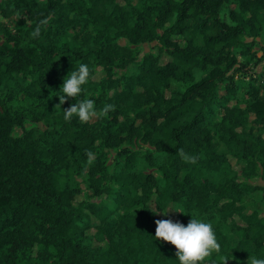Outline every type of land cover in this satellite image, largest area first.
<instances>
[{"label":"trees","instance_id":"trees-1","mask_svg":"<svg viewBox=\"0 0 264 264\" xmlns=\"http://www.w3.org/2000/svg\"><path fill=\"white\" fill-rule=\"evenodd\" d=\"M5 1L0 14L21 6L25 15L12 29L0 22V264H179L175 246L155 239L152 199L158 209H183L159 219L211 222L221 250L200 264L264 259V213L242 215L249 231L233 243L209 211L219 204L226 219L256 189L264 202V184L236 182L218 150L223 144L242 160L245 176L264 172V97L254 73L241 74L249 60L264 74V41H255L264 33V0ZM152 41L156 54H141ZM81 63L90 76L105 72L82 86L80 98L91 94L99 112L93 123L65 120L76 98L59 105L57 96ZM22 94L33 109L14 108ZM105 104L115 105L107 115ZM250 114L258 133L246 128ZM29 118L41 126H28ZM89 153L96 156L86 179H70L68 167L80 172Z\"/></svg>","mask_w":264,"mask_h":264},{"label":"rangeland","instance_id":"rangeland-1","mask_svg":"<svg viewBox=\"0 0 264 264\" xmlns=\"http://www.w3.org/2000/svg\"><path fill=\"white\" fill-rule=\"evenodd\" d=\"M0 1H5V0H0ZM134 3H137L138 0H132ZM6 2V1H5ZM122 4H124V1H120ZM5 6V3H4ZM3 6V8H4ZM230 7H234L233 4L230 5ZM21 6L18 8V10H4L5 12L0 14V22L3 24V26H5L8 29H12L15 28L17 26V21L20 18H23L25 15V10H20ZM4 13H8L6 16L4 15ZM73 32H71L72 34ZM246 40H252L251 37L246 38ZM255 41H259V43H262L264 41V33L259 37L255 38ZM117 43L122 44V45H129V42L125 39V38H118L116 40ZM157 42L156 41H152L150 43H144L141 45L140 49H141V54L147 52V51H151L152 53L156 54V50H157ZM132 46V45H131ZM253 49L255 50V52H257L258 47L255 45L253 47ZM260 55V52H257V56ZM168 55L166 53H163L161 55V59L162 61H166L167 60ZM242 59V58H241ZM250 58H245L244 61H248ZM251 72H253L256 76V83L255 85L260 86V94L264 97V74L261 73V64L258 65H254V61L249 60V64L247 66V69L242 71V75H245V78L248 79V74H250ZM105 76V72L104 70L99 67L96 69L95 73L92 74L90 76V79L93 81H98L100 79H102ZM240 76L239 73L236 72V77ZM176 87L175 83H172V88L174 89ZM167 95L169 94V90L166 91ZM87 98H91L92 96L91 94H87ZM13 106L15 109L18 110H24V111H28L29 109H33L32 108V103L30 102V100L25 96V95H16V97L13 99L12 101ZM231 103H234V101H231ZM62 111V110H61ZM99 112L97 110V115L94 116L93 118H91L89 120L90 123H93L96 121L97 116H98ZM254 116L252 114H250L248 116V122L246 125V128L252 127V129L258 133L259 131V127L257 125V123L253 122ZM28 126H41V122H36L32 119L29 118L28 120ZM240 128H238L239 130ZM18 132V130H17ZM219 151H222L226 154L227 157V161L229 163V166L231 168V170L235 173L238 174V176L236 177V182L240 183V184H249V185H263L264 184V172L261 173L260 175H254L251 177L245 176L244 174H241L242 172V168L244 167L245 163L238 159L237 157L233 156L231 153H229L226 148L224 147L223 144H219ZM95 154H92L91 157L89 158V160L87 161V163L83 166V170L80 169L81 171L78 172V170L71 164V166L68 167V172L70 173L69 178L70 179H75L76 182H81L83 180L86 179V170L88 168V163H90V161L95 157ZM114 157V152H109L107 154V163L110 165L112 164V158ZM65 178V177H64ZM64 180V179H63ZM85 193H90V190H85L83 194ZM81 195L77 197V199H80ZM108 203H111V201H108ZM237 205L241 206L242 208L240 209V211H238L237 213H235L234 215L228 217V218H224L222 215V211L224 210V207L216 204V206L209 210L210 212L214 213V216L218 217L219 220L221 221H225L226 227L228 228L227 233L232 235V242L233 243H237L238 239L241 238L243 233H247L249 231V226L248 224L242 219V215H249L255 211H258L260 214L264 213V202H263V196L262 193L260 191V189H256L252 192L249 193H245L242 196V200L240 202L237 203ZM147 206L150 208V210L153 212V216L154 219L157 220L159 218H164V217H171V218H176L178 216H183V212H182V208L180 205L177 204H170L168 205L166 208L163 209H158L157 204L154 202V200L152 199ZM173 207L175 209L169 208V207ZM169 208V209H168ZM153 209H158L157 211H153ZM138 208H132L131 211L134 213L135 211H137ZM168 210V211H167ZM178 210V211H177ZM167 213H165V212ZM181 211V212H179ZM97 224L98 220L95 219L94 217H90V224ZM94 231V229L90 228L88 229V232H92ZM247 235H244L242 237H246ZM96 243V242H95ZM103 245V243H101ZM260 244V241H253V248H256L258 245ZM253 257V256H252ZM251 257V258H252ZM251 258L249 257V261L251 262ZM227 264V263H226Z\"/></svg>","mask_w":264,"mask_h":264},{"label":"clouds","instance_id":"clouds-1","mask_svg":"<svg viewBox=\"0 0 264 264\" xmlns=\"http://www.w3.org/2000/svg\"><path fill=\"white\" fill-rule=\"evenodd\" d=\"M31 35L38 37L40 35V28L37 27ZM89 76V66L81 63L77 69L71 70L64 77L59 89L61 94L57 95L59 96V105H63L66 100L72 97L76 98V103L70 104L68 108L63 110L65 120H70L75 115L80 121L87 122L97 115V110L94 107L95 101L91 98H80L81 93L84 91L82 86L88 82ZM114 107L115 105L113 104H105L100 112L107 115ZM178 151L182 157L191 160L193 163L198 159L195 155L188 156L183 149H179ZM91 155L89 153V157ZM169 208L175 209L171 206ZM157 210L153 209V211ZM155 224V239L160 240L162 238V243L167 241L175 246V256L179 264H200L214 251L219 253L221 250V244L218 242L213 225L204 219L191 215V219L186 225L179 220L174 221L171 218L157 219ZM227 260V258H224L223 264H226ZM251 264H264V259L253 256Z\"/></svg>","mask_w":264,"mask_h":264}]
</instances>
